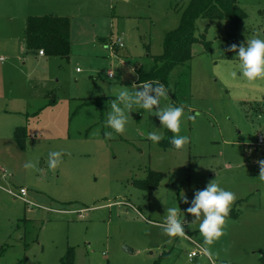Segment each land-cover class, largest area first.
<instances>
[{
  "label": "rangeland",
  "instance_id": "1",
  "mask_svg": "<svg viewBox=\"0 0 264 264\" xmlns=\"http://www.w3.org/2000/svg\"><path fill=\"white\" fill-rule=\"evenodd\" d=\"M188 1L33 0L30 16L70 19L67 57L27 49L25 16L8 19L18 36L9 50L20 52L17 65L30 75L31 100L24 143L0 139V264H60L68 248L72 264H211L203 256L189 260L194 246L187 236L209 248L213 264H262L258 161L264 153L249 147L264 137V80L232 79L225 66L235 63L231 45L264 39V0H238L245 16L232 39L225 20H196L194 36L204 35L208 46L192 44L189 67L169 74V87L177 81V100L171 92L161 102L184 107L179 135L189 143L182 150L148 139L149 132L174 135L155 112L134 107L122 134L106 125L110 101L140 84L137 74L161 54L165 32L177 26ZM116 37L123 47L112 49ZM52 151L61 152L55 169L48 164ZM28 162L36 167L26 168ZM149 171L159 173L150 191L137 185ZM214 179L240 201L237 216L226 218L223 235L209 246L186 209L194 192ZM19 187L31 204L6 191ZM170 207L186 225L183 237L163 231Z\"/></svg>",
  "mask_w": 264,
  "mask_h": 264
},
{
  "label": "clouds",
  "instance_id": "2",
  "mask_svg": "<svg viewBox=\"0 0 264 264\" xmlns=\"http://www.w3.org/2000/svg\"><path fill=\"white\" fill-rule=\"evenodd\" d=\"M228 50L235 53L233 57L235 63L225 66L228 77L232 79L239 77L249 83L264 80V39L259 37L247 38L246 42L239 46L233 44ZM129 71L134 73V69L130 68ZM109 75H111L110 72ZM101 87L105 89L107 86L102 82ZM169 93V88L155 80L141 82L139 85L134 84L131 89L126 87L118 93L115 99L110 101L106 125L115 133L122 134L126 130L131 110L134 107L145 110L149 115L155 112L161 127L174 134L169 143L176 150H182L189 143L187 136L179 135L185 110L183 106L171 104L161 106V102L169 98ZM191 118L189 117V119ZM105 135L111 137V133H105ZM148 139L154 143H159L162 136L157 132H149ZM60 156L61 152H49L48 164L50 169L57 167ZM258 163L260 166L259 176L264 179V160L258 161ZM25 167L35 168L36 165L28 162ZM235 200L236 194L221 187L216 179L209 181L204 189L194 192V198L190 201V206L186 212L192 215L196 221H199L198 231L203 237L205 245H212L223 235L226 218L229 216ZM184 202L189 203L186 198H184ZM162 227L164 233L170 238L183 237L186 234L185 225L178 218L175 207L167 209ZM204 254L209 257L212 255L209 248L204 249Z\"/></svg>",
  "mask_w": 264,
  "mask_h": 264
},
{
  "label": "trees",
  "instance_id": "3",
  "mask_svg": "<svg viewBox=\"0 0 264 264\" xmlns=\"http://www.w3.org/2000/svg\"><path fill=\"white\" fill-rule=\"evenodd\" d=\"M245 16L238 0H189L180 13L177 26L168 30L164 34L162 52L152 58L153 64L147 71L137 74V82L143 83L155 80L163 83L166 88L176 93L175 81L173 87L168 86L170 71L175 67H182L184 70L189 67L191 59V46L194 42H201L206 47L208 43L201 37L194 36V25L198 18L209 20L223 19L226 23V33L229 39L234 38L238 22ZM69 29L70 19L67 16L44 14L28 16L23 29V38L26 48L29 50L42 49L46 55L67 57L69 52ZM183 99H185L183 97ZM13 136L18 145L24 143L27 136L24 126H17L13 130ZM171 135L166 132L159 142L163 149H175L170 143ZM250 144L249 152H253ZM159 173L149 171L145 179L140 180L137 185L145 187L148 191L158 182ZM240 200H236L231 207L229 216H237V205ZM186 231V230H185ZM73 249L68 248L60 260V264H72ZM264 264V254L259 257Z\"/></svg>",
  "mask_w": 264,
  "mask_h": 264
},
{
  "label": "crops",
  "instance_id": "4",
  "mask_svg": "<svg viewBox=\"0 0 264 264\" xmlns=\"http://www.w3.org/2000/svg\"><path fill=\"white\" fill-rule=\"evenodd\" d=\"M32 1L0 0V52L6 51L5 57L0 55L3 57V60L0 61V139L12 138L16 145L13 130L25 123L26 108L31 100V90L28 80L30 75L22 73L21 68L17 65V60H20V52L14 48L9 50L18 36L13 33L11 20L8 19L23 17V15L26 19L31 15L28 11L32 8Z\"/></svg>",
  "mask_w": 264,
  "mask_h": 264
},
{
  "label": "built area",
  "instance_id": "5",
  "mask_svg": "<svg viewBox=\"0 0 264 264\" xmlns=\"http://www.w3.org/2000/svg\"><path fill=\"white\" fill-rule=\"evenodd\" d=\"M110 47L113 49V48H121L123 47V42H122V39L120 37H116L115 40L112 41V43L110 44ZM38 54H44L43 50L42 49H39L38 51ZM3 60V57H0V61ZM252 149L255 150V151H259L261 153H264V137H262V135H258L256 138H255V142L253 143L252 145ZM2 169V168H1ZM4 171V170H3ZM7 175L4 174V172L1 173V178L3 177V179H6ZM7 180V179H6ZM6 191L13 195L14 197H17L21 200H23L24 202L28 203V204H31V201L28 200L26 198L27 196V189L25 187H19L16 191H14L13 189L11 188H7ZM187 239L189 241H191V243L193 244V249L190 250L188 253H187V257L189 258V260H192L194 257H197V256H203L205 257L211 264H213V262L211 261L210 257L209 256H206L204 254V249L198 244L196 243L193 239H191L189 236H187Z\"/></svg>",
  "mask_w": 264,
  "mask_h": 264
}]
</instances>
